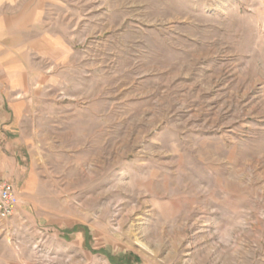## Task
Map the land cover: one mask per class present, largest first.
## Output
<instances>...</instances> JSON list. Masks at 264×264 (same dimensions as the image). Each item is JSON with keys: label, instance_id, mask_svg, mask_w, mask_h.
Listing matches in <instances>:
<instances>
[{"label": "rangeland", "instance_id": "1", "mask_svg": "<svg viewBox=\"0 0 264 264\" xmlns=\"http://www.w3.org/2000/svg\"><path fill=\"white\" fill-rule=\"evenodd\" d=\"M0 264H264V0H0Z\"/></svg>", "mask_w": 264, "mask_h": 264}, {"label": "built area", "instance_id": "2", "mask_svg": "<svg viewBox=\"0 0 264 264\" xmlns=\"http://www.w3.org/2000/svg\"><path fill=\"white\" fill-rule=\"evenodd\" d=\"M19 203L15 188L8 182H0V219L10 218Z\"/></svg>", "mask_w": 264, "mask_h": 264}]
</instances>
